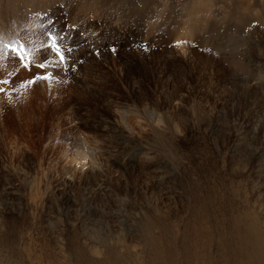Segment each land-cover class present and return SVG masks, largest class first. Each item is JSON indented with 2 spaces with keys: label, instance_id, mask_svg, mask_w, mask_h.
<instances>
[{
  "label": "rangeland",
  "instance_id": "obj_1",
  "mask_svg": "<svg viewBox=\"0 0 264 264\" xmlns=\"http://www.w3.org/2000/svg\"><path fill=\"white\" fill-rule=\"evenodd\" d=\"M49 33L73 71L24 87L8 48ZM0 50V264H156L199 212L264 209V0H0Z\"/></svg>",
  "mask_w": 264,
  "mask_h": 264
},
{
  "label": "bare ground",
  "instance_id": "obj_2",
  "mask_svg": "<svg viewBox=\"0 0 264 264\" xmlns=\"http://www.w3.org/2000/svg\"><path fill=\"white\" fill-rule=\"evenodd\" d=\"M84 153L79 154L83 159ZM221 205L220 210L211 211V216L199 212L198 217L195 213L196 230L192 236L153 243V261L156 264H264V209H258L260 203L225 200Z\"/></svg>",
  "mask_w": 264,
  "mask_h": 264
},
{
  "label": "snow or ice",
  "instance_id": "obj_3",
  "mask_svg": "<svg viewBox=\"0 0 264 264\" xmlns=\"http://www.w3.org/2000/svg\"><path fill=\"white\" fill-rule=\"evenodd\" d=\"M65 36H61L59 34L53 35L49 33L48 35V40L50 41L47 43V45L44 48L40 49V53L42 54L45 50L47 49L48 52L51 53L50 57H42L40 62H36L35 59L29 60V62L26 64L25 61V56L22 54L24 53V47H17V48H8L7 53H10L16 61L19 62L20 66L24 70L30 71L32 67H36L40 70V72H43V75H34L32 76L27 82L23 83L24 87L25 86H35L36 84L40 82H47L51 83L53 80L54 73L51 71H46V69L52 67L57 70H63L65 71V65L67 66L66 71L71 72L73 71L72 69V63L69 62V57L73 51L71 46L67 48V51L63 48L62 44L60 43L61 41L65 40ZM182 45V42H177L175 47H180ZM141 50H146L145 47L141 46ZM110 51H115V49H110ZM0 54H3V51L0 50ZM99 54V53H95ZM54 57V59H53ZM77 63H82V61H78ZM78 70V68L76 69ZM12 81L6 80V79H0V94H4L6 92V88L3 86L11 84ZM13 92H15V88L12 89Z\"/></svg>",
  "mask_w": 264,
  "mask_h": 264
}]
</instances>
